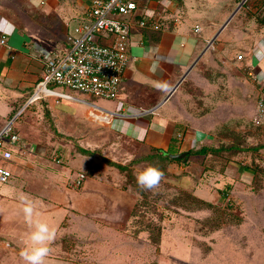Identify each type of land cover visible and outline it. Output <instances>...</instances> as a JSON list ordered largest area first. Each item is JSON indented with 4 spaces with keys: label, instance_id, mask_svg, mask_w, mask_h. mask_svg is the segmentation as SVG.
Segmentation results:
<instances>
[{
    "label": "crops",
    "instance_id": "crops-1",
    "mask_svg": "<svg viewBox=\"0 0 264 264\" xmlns=\"http://www.w3.org/2000/svg\"><path fill=\"white\" fill-rule=\"evenodd\" d=\"M137 1L138 7L134 15L136 22L133 23L129 37V54L132 59L125 70L120 93L116 99V106L120 109V114H117V118H114L113 113L105 114L104 110L94 108L93 105L80 96V92L76 93L73 90L74 94H70L58 88H49L51 93L30 100L32 91L40 81L43 71V62L39 54L55 50V44L53 43L58 41L59 38L62 39L63 43L66 34L71 32L66 30L68 22L70 20H75L76 23L80 21L90 0H75V5H72L69 0H0V37L5 34L10 45L0 44V89L20 91L18 96L20 94V97H23L19 111H15L16 113L13 114V116H17L16 120L18 121L15 128L20 139L11 146L13 157L7 161L13 166H18L22 175L27 167L32 170L30 164L35 160V155L48 156L56 162H65L64 160L69 159L68 162L66 161L65 166L62 163L60 164L63 165L64 172L69 171L72 175L69 176L70 182L72 180L73 184L79 173L85 175L80 186L73 187V185H70L75 194L65 195L56 191L46 199V201H49L48 205L42 208L36 207L38 211L36 213L43 221L52 211L61 210V222L58 225L66 230L58 241L60 244L64 242L63 247L65 249L69 248V250L67 249L68 253H63L62 257H57L56 250L57 248L62 250V246L56 245V249H52L51 243L49 246L50 252L46 258L47 264H106L108 260L104 259L103 256L101 257L105 260V263L100 259L96 263H88L85 255H90V249L93 248L91 243L94 238H96V242L98 239L102 245L103 242L114 243L113 239L111 240L107 234L117 230L119 226V222L116 221L117 215H122L123 208L130 204L133 207L136 202L127 190L109 184L108 179L95 173L93 168L87 169L91 162L90 159L97 152L94 150L96 148L89 149L79 144L75 146L74 150L71 149L73 133L72 123L70 122L73 113L79 107H85L86 117L90 122L94 124L104 121L109 122L108 126L111 129L117 130L125 138L134 140L137 144L145 146L148 151L147 154L157 151L164 152L169 150L170 147L175 150L171 154L186 152L200 146L220 147L219 157L212 155L213 153L205 155L214 157V159L209 160L210 164L197 160V168L201 170L196 169L199 170L200 177L197 182L190 184V191L194 192L197 197L202 198L203 201H228L232 195V193L224 191L219 198L218 196L212 197L210 190H206V188L209 189L207 184L200 183L203 180V175L206 174L205 172L211 173V179L214 183H218L217 180H221L224 184L229 183L231 185L230 190L234 193V190L241 191V186H244L248 179L256 178L258 171H260L256 166H249L250 160L247 158L241 163L236 161L237 154L231 153L230 150L236 148L231 141L230 133L220 134L221 138L212 132L216 125L217 114H219L217 120H228L229 117L226 116L228 112H220L219 109H216L213 95L215 86L207 75L206 79L203 76L202 70L211 67L212 60L209 57H213L211 52H208L205 48L206 45L203 40L200 41L195 34H191L184 24L177 26L165 22L168 26L162 25L165 21L163 17L167 16L161 12L160 14L157 9L159 4L166 5V3H170L173 6L172 0ZM46 2L51 5V8H47L46 11L48 12L40 13L39 9H42L41 6H44ZM263 7L264 0H256L255 5L252 7V11L255 13L253 17L262 27H264V15L259 17L258 14ZM238 9L239 5L234 10L235 13ZM258 9L261 10L257 11ZM52 11L55 16L49 14ZM234 11L233 15L231 14L232 17L230 15L215 32L217 38L235 15ZM47 16L50 20L46 22L49 23L42 24L39 18H47ZM143 18H147V21L144 20V26H139L138 21L143 20ZM228 19L229 21H227ZM38 25L45 26L47 29L39 30ZM53 25L54 27H52ZM220 47L223 46L220 44ZM263 56L264 32L247 52V60L244 64L247 76L248 68L256 65ZM207 71H204V73ZM256 76L264 83L263 79L257 74ZM190 77L192 81L187 82ZM251 82L253 86H256L253 80ZM257 94L258 91L256 97ZM11 114L7 117L11 118ZM220 115L223 116L220 117ZM3 125H0V129ZM80 141L82 142V139ZM173 141L174 145H172ZM221 142L224 145H221ZM254 145L247 154L241 156L249 158L255 156L258 148H261L264 144H258V141L255 140ZM45 147L46 149H44ZM242 147V144L238 147L240 151L246 150V147L244 149ZM81 149L92 150L93 154H84ZM47 153L50 154L47 155ZM197 156L201 155L190 156L188 161L182 158V161L168 163L166 168L171 169L170 171H175V169L177 172L185 171L187 172L186 176L190 178V173L186 171L185 164L189 162L191 157ZM89 157L91 158L89 159ZM192 163L195 165L193 161ZM48 168L51 169L52 165H48ZM74 171L75 173H73ZM19 178L13 175L12 180L7 185L13 186ZM22 180L24 184L21 188L19 187L21 191L27 183L25 178ZM179 181L178 186L187 188L186 182ZM241 181H244V183ZM55 184H57V179ZM12 188L9 189L8 195L1 194L0 197L11 200L13 196L10 193H14ZM57 188L59 189L58 186ZM262 188L264 190V184ZM16 189L18 187L14 191ZM115 192L116 194L113 196L112 194ZM197 200L200 201L201 199ZM105 201L108 203H105ZM252 202L257 203L258 206L264 209L263 199L256 196L252 199ZM198 204L200 205V203ZM250 212H248L249 217L254 215ZM256 214H258V211H256ZM77 218L84 222V226H80L81 229L71 227L73 219L76 220ZM255 219H253L254 225H248L252 231H255L256 235L254 253L253 250L247 251L241 240L239 242V240L231 241L227 239V244H224V246L227 247L231 243L234 249L232 252L240 255V257L227 254V257L222 259L220 264H226V261H228L227 264H248L245 260L256 262V264H264V251L260 243L264 240V230L261 229L264 222L260 220L256 223ZM89 225L92 227L89 228ZM242 225L244 228L245 223H241L239 226L241 238L247 239V234L244 236L247 230L246 228V231L242 230ZM236 226L229 227L234 228ZM97 231H100L101 234L99 235ZM0 233L4 232L0 231ZM7 233L10 234L8 236L12 242H8L7 237L0 235V264L14 263L20 252H17V248L10 250L8 247L13 243L23 248L27 238V234ZM216 242H218V239ZM216 242H211L210 247L218 249ZM115 245L112 244L113 247ZM245 246L248 247L246 243ZM228 255L231 257L228 258ZM251 255L253 256L251 257ZM199 260L205 259L201 258Z\"/></svg>",
    "mask_w": 264,
    "mask_h": 264
},
{
    "label": "rangeland",
    "instance_id": "rangeland-1",
    "mask_svg": "<svg viewBox=\"0 0 264 264\" xmlns=\"http://www.w3.org/2000/svg\"><path fill=\"white\" fill-rule=\"evenodd\" d=\"M69 1H71L72 5L76 4L75 0ZM172 1L174 3L173 6L170 3V5L166 3L168 7L159 4L157 11L167 16L163 17L165 21L162 25L168 26V24H174L178 26L184 24L191 34H195L200 41L203 40L205 45H207L208 41L215 35L219 26L233 13L241 0ZM255 3L256 0H245L243 5L241 7L239 6V9L229 24H227V27L207 48V51L211 52L213 56L209 57L212 60L211 67L201 70L203 71L205 79L208 76L209 80L215 86L213 95L216 109H219L220 112H228L226 116L229 117L228 120H217V116L219 115L217 114L215 120L216 125L212 132L219 136L223 133H230L231 141L236 146V148L230 149L232 151L231 153L237 154L238 158L236 161L238 163L244 162L247 159L250 160L249 166H256L260 170L256 178L252 180L248 179L244 186H241V191L234 190L235 192L233 193L230 190L231 185L229 183L224 184L221 180H217L216 182L218 183H214L213 179H211V173L205 172L206 174L203 175V180L200 183L207 184L209 189L206 188V190H210V193L213 195L212 197L215 198L218 196L219 198L224 191L230 194L232 193V195L228 201H205L210 205H199L196 199H203L197 197L194 192L190 191V184L197 182L200 177L199 170L201 169L197 168V160L199 159V161L202 160L205 164H210L209 160L214 159V157H191L189 162L185 164L186 171L190 173V178L186 176L187 172H177L176 169L175 171H170L171 169L166 168V162L155 159L152 161V165L158 167L163 172V179L156 189L151 191L145 190L137 184L136 174L140 169L150 164V162L140 160L136 163H131V161L134 158L145 156L148 153L146 147L137 144L134 140L125 138L117 130L114 131L111 129L108 126L109 122L104 121L98 124L90 122L88 117H86L85 107L75 108L76 112L73 113L74 115L70 122L72 123L73 133L71 149L74 150L75 146L79 144L89 149L96 148L94 150L97 152L94 153L92 159L89 157L91 162L87 166V169L93 168L95 173L108 179L109 182H107L109 184L127 190L136 200L133 207L130 204L123 208L124 211H121L122 215H117L116 221L119 222L117 230L107 234L111 240L113 239L114 243L103 242L102 245L98 239L97 242L96 238L93 239L91 243L93 248L90 249V255H85L88 263H96L99 259L105 263L104 259H107L108 262L106 264H220L221 260L227 257V254L240 257V255L232 252L234 249L231 243L227 247L224 246L228 240L242 241L247 251L254 249L256 241L255 231H252L248 225H254L253 219L255 218L256 223L260 220L264 222V209L258 206L257 203L252 202V199L256 198V196L264 200V190L262 188L264 184V145L258 148L255 156L253 155L249 158L247 156L242 157L241 155L247 154L249 149L251 150L255 146V140L258 141V144H264V128L261 129L262 127L259 128V126L257 127L253 123V118L256 113V93L258 91V85L255 83L256 86H253L252 80L245 74L244 69L247 52L264 32V27L253 17L255 13L252 11V7ZM41 7L42 9H39V12L44 13L48 12L46 10L48 7L51 8V5L46 2ZM261 9L262 11L258 14L259 17L264 15V7ZM57 10L59 9L57 8ZM49 14L55 16L53 11ZM55 19L58 21L57 18ZM39 20L44 24L50 18L49 16L47 18L40 17ZM129 20L132 26L136 22L135 16H130ZM143 20L147 21V18H143ZM75 24V20H70L66 30L73 31ZM41 27L38 25L39 30L43 28L47 29L45 26ZM196 29H199L198 32H196ZM53 44H55V50L53 51L60 49L62 47V39L59 38ZM220 44L223 46L222 48ZM237 54H242L244 58L240 59V61L236 60ZM251 68L264 81V56L256 65H252ZM204 71L207 72L204 73ZM190 81H192L191 77L187 82ZM47 87L58 88L74 94L71 89L54 83L48 84ZM18 93L20 91L0 89V125L5 124L10 119L7 116L12 113L11 118H14L13 125L15 128L18 120H16L17 116L15 117L13 114L15 111H19L22 105L21 102L23 101V97H20V94L18 96ZM76 93L78 92L76 91ZM79 94L89 104L93 105L94 108L104 110L105 114L111 112L114 118H117V114H120V109L116 106V99H106L83 93ZM223 100L225 103H223ZM222 116L220 115V117ZM220 137L222 138V136ZM80 139H82V142ZM241 144L243 146L242 149L246 147V150H239L238 147ZM172 145H174V141ZM221 145L224 144L221 142ZM174 151L173 147L167 150L170 154ZM245 151L247 152L244 153ZM36 152L38 153V150ZM49 154L47 153V155ZM42 156L40 154L35 155V160L30 164L32 170H29L30 167H27L22 175L19 172L18 166L9 164L7 160L0 161V164L2 163L4 167L9 168L14 176L20 177L13 186L0 184V195H8L9 189L12 187L14 192L10 193L13 196L11 200L6 197H0V231L4 232L0 233V235L7 237L8 242L12 241H10L8 236L10 234L7 232L18 233L19 235H26L29 232V227L24 220V213L19 200L21 194L28 195L36 203V207L41 208L49 204V201H46V199L53 192L58 191L65 195L75 194L70 187V185L72 186V180L70 182L69 176L72 175L69 171L64 172V167H62L66 165V161L68 162L69 159L64 160L65 162H56L48 156ZM216 156L219 157V155ZM104 158L126 165L127 168L126 170H120L107 164ZM148 160H150L149 157ZM192 161L195 165H193ZM48 165H52V168L49 169ZM60 172L61 174L59 175ZM23 178H25L27 183L24 185L23 191H21L19 187L21 188L24 184ZM56 179L57 184H55ZM179 180L186 182L187 188L178 186ZM241 182L244 183V181ZM17 187L18 189L14 191ZM115 194L116 192L112 195L115 196ZM216 201L219 203H214ZM105 203L108 202L105 201ZM251 210L253 211L250 212ZM256 211H258V214H256ZM36 212L38 211L36 210ZM248 212L254 215L249 217ZM61 215V210H55L49 213L44 219L50 227L56 229L55 239L51 244V248L56 249V245L62 246V250L58 248L56 250L57 257H62V254L68 253L67 249L69 250V248L65 249L63 247L64 242L60 244L58 241L59 237L66 232L65 229L58 225L61 222ZM241 223H245L244 228L242 225V230H247V233H244V236L247 234V239L241 238V231L239 229ZM232 225L237 226L234 228L229 227ZM72 226L81 229L80 226H84V222L80 218L73 219ZM261 229L264 230V226ZM97 233L99 235L101 234L100 231H97ZM161 239H163L162 242ZM217 239L218 242H216ZM211 242H216L218 249L211 248ZM245 243L248 247L245 246ZM260 243L264 251V240ZM112 244L118 246L115 245L113 247ZM97 245L100 246L98 247ZM8 248L10 250L17 248V252H20L22 249V247L16 246L13 243ZM230 257L228 255V258ZM201 258L205 260H199ZM245 262L248 264H256V262H249L247 260ZM11 264H25V262L18 255L14 263Z\"/></svg>",
    "mask_w": 264,
    "mask_h": 264
},
{
    "label": "built area",
    "instance_id": "built-area-1",
    "mask_svg": "<svg viewBox=\"0 0 264 264\" xmlns=\"http://www.w3.org/2000/svg\"><path fill=\"white\" fill-rule=\"evenodd\" d=\"M137 7V0H90L82 19L66 34L62 47L39 54L43 71L30 100L51 93L47 87L50 83L95 97L117 99L132 59L129 17L135 15ZM138 25L144 26L145 21L139 20ZM214 39L213 36L208 41L206 49ZM0 44L10 46L5 34L0 37ZM242 58V54H237L236 60ZM247 74L258 85L253 123L264 128V83L252 68H248ZM13 122L14 118L8 119L0 129V161L12 159L11 146L20 139ZM12 178L11 170L0 164V184H7ZM84 178L85 175L79 173L73 187L80 186Z\"/></svg>",
    "mask_w": 264,
    "mask_h": 264
},
{
    "label": "clouds",
    "instance_id": "clouds-1",
    "mask_svg": "<svg viewBox=\"0 0 264 264\" xmlns=\"http://www.w3.org/2000/svg\"><path fill=\"white\" fill-rule=\"evenodd\" d=\"M162 179L163 172L152 164H147L136 174L137 184L149 191L156 189ZM19 200L24 220L29 227L20 256L25 264H47L49 246L55 239L56 229L39 218V214L36 213V203L28 195L21 194Z\"/></svg>",
    "mask_w": 264,
    "mask_h": 264
},
{
    "label": "trees",
    "instance_id": "trees-1",
    "mask_svg": "<svg viewBox=\"0 0 264 264\" xmlns=\"http://www.w3.org/2000/svg\"><path fill=\"white\" fill-rule=\"evenodd\" d=\"M221 148L220 147H208V146H200L198 148H193V149H190L188 151L185 152V156L183 157V159H185L186 161H188V158L190 156H193V155H201V156H205V155H208L209 153H213L215 155H218V153L220 152ZM81 152L84 153V154H88V155H91L93 154V151L92 150H89V149H81ZM169 152L167 151H164L161 153L160 152H154V153H149L143 157H138V158H134L131 163H136L140 160H146L148 162H150V164H152V161L155 160V159H158L162 162H166L167 164L168 163H171V162H179V161H182L183 159H178V158H170L169 157ZM148 157L150 160H148ZM105 159V162L111 166H114L120 170H126V165H122L120 163H117V162H114V161H111L109 159ZM195 199V198H193ZM197 200V199H196ZM197 203H200V204H207V205H210L208 204L207 202L203 201V200H197L196 201Z\"/></svg>",
    "mask_w": 264,
    "mask_h": 264
},
{
    "label": "water",
    "instance_id": "water-1",
    "mask_svg": "<svg viewBox=\"0 0 264 264\" xmlns=\"http://www.w3.org/2000/svg\"><path fill=\"white\" fill-rule=\"evenodd\" d=\"M244 1L245 0H241V2L239 3V6H241L243 3H244ZM234 13H235V11H234ZM233 15V14H232ZM232 15H231V17H232ZM230 17V18H231ZM229 18V19H230ZM229 19L227 20V21H229ZM216 36L214 35V38H215ZM185 156V152H180V153H176V154H169V157L170 158H178V159H182L183 157Z\"/></svg>",
    "mask_w": 264,
    "mask_h": 264
}]
</instances>
